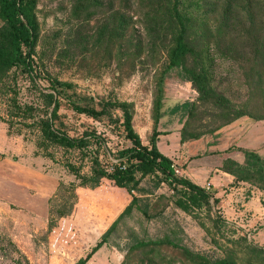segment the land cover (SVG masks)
Wrapping results in <instances>:
<instances>
[{
	"label": "rangeland",
	"instance_id": "1",
	"mask_svg": "<svg viewBox=\"0 0 264 264\" xmlns=\"http://www.w3.org/2000/svg\"><path fill=\"white\" fill-rule=\"evenodd\" d=\"M175 1L196 56L164 74L179 32ZM35 15L31 68L0 70V264H75L130 203L97 174L131 145L120 103L142 143L160 131L157 147L176 173L211 196L185 212L181 186L146 176L132 193L150 217L133 208L84 264H264V190L226 168L245 166L244 150L264 159V0H37ZM5 30L0 17V44ZM203 79L242 115L181 141L185 123L204 133L225 114ZM55 81L71 88L58 93ZM74 103L111 105L94 117ZM48 126L86 142H53ZM166 234L181 246L132 247Z\"/></svg>",
	"mask_w": 264,
	"mask_h": 264
},
{
	"label": "trees",
	"instance_id": "2",
	"mask_svg": "<svg viewBox=\"0 0 264 264\" xmlns=\"http://www.w3.org/2000/svg\"><path fill=\"white\" fill-rule=\"evenodd\" d=\"M36 3L37 0H0V17L5 23V31L7 33V39L2 41L0 44V70L8 69L12 66L20 64L28 69L31 68V54L36 42L37 33V19L35 15ZM172 12L176 22L178 23L179 32L175 39V45L170 52L169 62L166 70H164V74L169 69L180 67L187 55L196 56L193 45L187 37L188 29L186 20L179 12L176 1L173 4ZM4 37H6V35ZM54 84V89L57 90L58 93L71 88V85L65 82L55 81ZM200 84L201 89H204V94L215 100L219 106L223 108L225 114L216 127L210 129L209 131H205L204 133L189 132L187 123H185L181 130V141L198 139L202 134L219 129L242 115V113H239L236 110L232 111L233 109L231 108L233 105L227 98L208 89L207 83L204 79L200 82ZM110 105L111 103H105L101 110H96L95 108L74 103L76 109L94 117L105 113V111H107L106 107ZM118 105L121 106L123 111L122 125L125 136L130 141L131 145L119 151V161L113 166L112 171L108 172L98 169L97 174L108 180H112L115 185L124 188L130 194L131 201L120 213L118 218L112 223V225L101 235L100 239L97 240L94 246L87 253L86 257L79 259L75 264H84L85 261H87V259L99 247H101L104 243H107L108 237L114 230L117 222L124 215L130 213L133 208L141 211L146 218L150 217L148 213V204L141 206L139 204V197L132 193L133 189L136 188L140 180L146 176L155 177L157 180L155 184L157 185L164 182L168 186H173L174 188L176 186H181L183 188L182 196L176 200V205L185 212H189L194 208H200L204 203L209 202V198L211 196L209 191H207L204 187H201L189 178L180 176L176 173L172 159L163 154L157 147V138L160 134H162L160 131L154 128L150 137L149 145L143 144L140 136L133 128L132 113L127 104L120 103ZM46 136L49 140L66 146H80L86 142L85 137L77 139L67 135L54 133L49 126L46 128ZM244 154L246 158L245 166L239 165L235 169H230L231 167L228 165L226 168L231 170L236 180H247L253 178L258 182V184H260V188L264 190V159H262L257 153L250 150H244ZM231 163H233V161L228 160V164ZM215 200L217 202L218 199L215 198ZM150 243H167L181 246L177 237L166 234L157 239L144 238L134 243L132 247ZM259 252H264V248H260ZM215 262V264H237L236 261L231 258H223Z\"/></svg>",
	"mask_w": 264,
	"mask_h": 264
},
{
	"label": "built area",
	"instance_id": "3",
	"mask_svg": "<svg viewBox=\"0 0 264 264\" xmlns=\"http://www.w3.org/2000/svg\"><path fill=\"white\" fill-rule=\"evenodd\" d=\"M206 189H207V190L209 189V185L206 187Z\"/></svg>",
	"mask_w": 264,
	"mask_h": 264
}]
</instances>
